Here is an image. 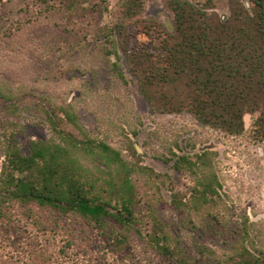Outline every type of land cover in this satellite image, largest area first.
Here are the masks:
<instances>
[{"label": "trees", "instance_id": "obj_1", "mask_svg": "<svg viewBox=\"0 0 264 264\" xmlns=\"http://www.w3.org/2000/svg\"><path fill=\"white\" fill-rule=\"evenodd\" d=\"M49 1L34 3L47 11L52 9ZM73 2L68 11L75 6L85 9L79 0ZM225 3L226 11L220 13L214 0H167L172 14L168 24L143 16L145 0H116L110 8L106 3L93 5L110 17L102 30L110 46L105 54L123 60L151 111L188 113L201 125L232 136L245 132L244 117L249 114L250 138L262 145L264 154V0ZM0 105L12 115L36 110L52 132L47 139H28L23 153L17 140L25 131L23 123L0 121V217L13 202L34 204L51 210L54 226H60L64 216L79 217L97 230L111 252L122 251L134 231L171 264H264V247L253 236L247 217L223 250L201 241L209 232L228 236L220 212L225 199L214 170L216 152H172L173 168L193 177V184L182 191L169 175L137 159L126 160L118 149L92 137L71 104L0 86ZM129 148L136 153L132 145ZM135 174L144 176L151 194ZM164 179L170 205L185 213L181 226L195 233L189 246L156 209L157 182ZM35 223L46 229L41 220Z\"/></svg>", "mask_w": 264, "mask_h": 264}, {"label": "rangeland", "instance_id": "obj_2", "mask_svg": "<svg viewBox=\"0 0 264 264\" xmlns=\"http://www.w3.org/2000/svg\"><path fill=\"white\" fill-rule=\"evenodd\" d=\"M73 1L50 0L52 9L46 11L34 0H0V86L71 104L92 137L118 149L126 160L137 159L140 165L169 175L178 190L192 185L193 177L173 168L172 152H216L214 170L224 192L220 212L228 236L209 232L201 241L223 250L228 237L247 217L253 236L264 247V154L262 145L250 138L253 116L245 115V132L232 136L201 125L188 113L151 111L123 60L105 54L110 46L102 30L110 17L96 11L93 4L106 3L110 8L116 0H79L85 9L75 6L70 12L68 6ZM214 2L218 12L226 11V0ZM143 16H154L168 24L172 14L167 0H145ZM6 119L23 123L25 131L17 135L23 153H27L28 139L52 136L36 110L12 115L0 108V121ZM2 161L0 146V166ZM134 177L148 194L152 193L143 175ZM157 184L160 217L189 246L195 233L181 226L185 213L170 205L167 181ZM53 215L49 208L13 202L0 217V264H171L134 231L122 251L111 252L97 230L79 217L64 216L61 225L54 226ZM35 219L46 229L42 230ZM69 240L71 245H67Z\"/></svg>", "mask_w": 264, "mask_h": 264}, {"label": "water", "instance_id": "obj_3", "mask_svg": "<svg viewBox=\"0 0 264 264\" xmlns=\"http://www.w3.org/2000/svg\"><path fill=\"white\" fill-rule=\"evenodd\" d=\"M113 48H114V51L116 50V48H115V44L113 45Z\"/></svg>", "mask_w": 264, "mask_h": 264}]
</instances>
